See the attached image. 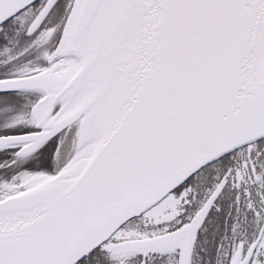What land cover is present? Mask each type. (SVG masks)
Wrapping results in <instances>:
<instances>
[{
    "label": "snow or ice",
    "instance_id": "snow-or-ice-1",
    "mask_svg": "<svg viewBox=\"0 0 264 264\" xmlns=\"http://www.w3.org/2000/svg\"><path fill=\"white\" fill-rule=\"evenodd\" d=\"M0 264H264V0H0Z\"/></svg>",
    "mask_w": 264,
    "mask_h": 264
}]
</instances>
